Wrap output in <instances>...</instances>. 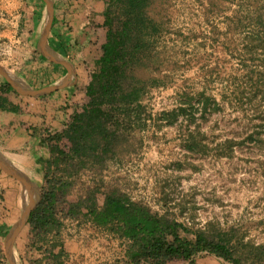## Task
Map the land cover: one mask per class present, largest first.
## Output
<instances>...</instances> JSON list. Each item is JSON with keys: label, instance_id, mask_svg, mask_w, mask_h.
I'll return each mask as SVG.
<instances>
[{"label": "rangeland", "instance_id": "obj_1", "mask_svg": "<svg viewBox=\"0 0 264 264\" xmlns=\"http://www.w3.org/2000/svg\"><path fill=\"white\" fill-rule=\"evenodd\" d=\"M56 2L68 14L69 0ZM25 5L0 0V65L13 75L23 64L16 27ZM145 13L157 33L132 70L140 116L71 195L96 187L101 203L117 190L181 223L189 230L181 235L201 231L241 264H264V0H150ZM45 20L46 9L39 34ZM102 35L95 29L92 41ZM5 211L0 186V218ZM115 244L120 258L124 242ZM193 264L227 263L204 252Z\"/></svg>", "mask_w": 264, "mask_h": 264}, {"label": "trees", "instance_id": "obj_2", "mask_svg": "<svg viewBox=\"0 0 264 264\" xmlns=\"http://www.w3.org/2000/svg\"><path fill=\"white\" fill-rule=\"evenodd\" d=\"M149 1L105 0L102 22L89 21L90 26L103 31L100 55L89 72L81 104L61 131L45 137L48 156L40 161V197L26 222L31 245L45 246L48 264H64L61 230L66 218L88 221L123 240V256L106 264H193L204 252L227 264H241L225 243L201 231L194 232L192 239L181 235V231L189 233L181 223L152 212L117 190L105 192L101 203L96 187L71 195L81 172L102 169L120 135L140 116L141 93L133 86L132 70L157 33L145 13ZM5 86L11 89L8 83ZM4 260L0 245V264Z\"/></svg>", "mask_w": 264, "mask_h": 264}, {"label": "crops", "instance_id": "obj_3", "mask_svg": "<svg viewBox=\"0 0 264 264\" xmlns=\"http://www.w3.org/2000/svg\"><path fill=\"white\" fill-rule=\"evenodd\" d=\"M25 4L27 9L23 8V17L21 14L16 27V35L22 41L21 50L24 54L20 61L23 64L12 75L19 83L33 89L63 80L67 84L44 95L29 96L18 93L9 83L11 89L3 87L7 82L0 74V87L3 88L0 89V153L8 162L10 159L9 163L15 169L26 176L27 172L33 171L42 182L40 161L48 156L45 137L48 133L61 131L72 111L81 104L89 80L86 67L91 62L94 64L100 55L102 40L97 43L92 41L95 28L89 25V21L93 20L97 24L102 22L105 0H69V4H66L68 14L60 11L56 0H53L54 13L48 45L69 62L73 69L71 73L63 64L45 58L38 50L44 1L25 0ZM24 13H27V18H24ZM8 177L0 172V186L5 188L6 198L5 215L0 218V245L5 257L4 264H9L5 256V236L21 215L26 190L13 177ZM30 238L26 223L13 244L16 263L48 264L45 246L31 245ZM115 240L116 236L88 221L79 223L66 218L61 230L62 247L66 254L64 264L113 262L117 259ZM58 249V246L55 247L54 252ZM123 254L124 250L121 257Z\"/></svg>", "mask_w": 264, "mask_h": 264}, {"label": "water", "instance_id": "obj_4", "mask_svg": "<svg viewBox=\"0 0 264 264\" xmlns=\"http://www.w3.org/2000/svg\"><path fill=\"white\" fill-rule=\"evenodd\" d=\"M43 1L45 3V9H46V20L42 28V31L40 33L38 49L45 58L53 62L63 64L67 68L68 73H71L73 69L72 66L69 64V62L66 61L64 58H62L58 53L54 52V50H52L48 45L47 39L53 21L54 7H53V0H43ZM0 74L5 78L6 82L9 83L10 86L13 89H15L18 93L29 96L44 95L52 91H55L59 88H62L67 84V81L63 80L53 85L44 86L39 89H33L19 83L11 74V72L2 65H0ZM0 169L5 174L19 181V183L22 186H26L28 189H30L34 195L32 201L24 202L20 217L11 226L4 240L5 256L9 264H17L13 253L14 240L18 232L22 228V226L26 224L31 210L38 202L40 197V192L38 185L35 182H33L28 176L15 169L1 153H0ZM25 198H26V194H25Z\"/></svg>", "mask_w": 264, "mask_h": 264}, {"label": "bare ground", "instance_id": "obj_5", "mask_svg": "<svg viewBox=\"0 0 264 264\" xmlns=\"http://www.w3.org/2000/svg\"><path fill=\"white\" fill-rule=\"evenodd\" d=\"M44 24V23H43ZM42 27H43V25H42ZM11 157V156H10ZM8 158V157H7ZM12 161V160H11ZM15 161V160H14ZM9 162H10V159H9ZM13 162V161H12ZM18 165V164H17ZM20 168V167H19ZM25 168V167H24ZM20 172H22V171H20ZM25 187V189L26 190H24L25 191V194H26V202H30V201H32L33 200V197H34V195H33V192L30 190V189H28L26 186H24Z\"/></svg>", "mask_w": 264, "mask_h": 264}]
</instances>
